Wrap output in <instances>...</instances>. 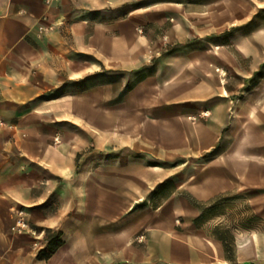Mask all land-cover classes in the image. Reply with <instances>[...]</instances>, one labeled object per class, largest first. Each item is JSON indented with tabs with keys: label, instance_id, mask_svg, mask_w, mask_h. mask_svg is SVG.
<instances>
[{
	"label": "crops",
	"instance_id": "crops-1",
	"mask_svg": "<svg viewBox=\"0 0 264 264\" xmlns=\"http://www.w3.org/2000/svg\"><path fill=\"white\" fill-rule=\"evenodd\" d=\"M129 1L0 0V264H264V0Z\"/></svg>",
	"mask_w": 264,
	"mask_h": 264
},
{
	"label": "rangeland",
	"instance_id": "rangeland-1",
	"mask_svg": "<svg viewBox=\"0 0 264 264\" xmlns=\"http://www.w3.org/2000/svg\"><path fill=\"white\" fill-rule=\"evenodd\" d=\"M150 1L151 0H141V1H137V2H134V1L130 2L129 1V2L126 3V8L128 9L130 7H133L134 5H137V4L139 5V4L150 3ZM160 1H165V0H160ZM122 15H124V13H114L112 11H110V12H101V11L98 12L97 11V12L92 14L93 17L101 18V19H105V18L113 19L115 17H119V16H122ZM138 31L141 32L142 30H138ZM159 34L162 35L161 47L158 50V52L154 51L151 48L147 49V52H146V58L148 60L147 63H150V61L153 59V57L155 55H157L156 53H158V54L161 53L162 49H164L168 45V38L165 35V33L159 32ZM111 76L112 77L114 76L117 79H121L122 77L125 76V74L121 73V72H114ZM222 201H223L222 199H219V200L217 199V200L211 202L210 204H204V205L200 206V208L203 211L202 216L204 217V219L206 217H211V219H212L209 222H205V220H204L202 223H203V225H205L208 228L212 229V231L216 232L219 237L223 238L224 241L226 242V247L229 248L230 244L233 241V236H232V233H231V230H230V226L232 224H235L236 222L231 221V220H228V221L224 220L222 227H214L215 226V222L213 221L214 220V216L216 214H220L223 210L224 211L226 210V207L228 208V206H224L223 204H221ZM226 211H228V209Z\"/></svg>",
	"mask_w": 264,
	"mask_h": 264
},
{
	"label": "built area",
	"instance_id": "built-area-1",
	"mask_svg": "<svg viewBox=\"0 0 264 264\" xmlns=\"http://www.w3.org/2000/svg\"><path fill=\"white\" fill-rule=\"evenodd\" d=\"M0 124H3L2 121H0ZM55 142L59 141L58 137L54 138ZM15 220L10 227L11 230L18 232V233H25L31 236L35 241H44L46 243L47 237L45 235L44 230H39L36 228V226H33L26 218V213L22 208H16L15 209ZM138 240H143V236H140ZM36 245V243H35Z\"/></svg>",
	"mask_w": 264,
	"mask_h": 264
},
{
	"label": "trees",
	"instance_id": "trees-1",
	"mask_svg": "<svg viewBox=\"0 0 264 264\" xmlns=\"http://www.w3.org/2000/svg\"><path fill=\"white\" fill-rule=\"evenodd\" d=\"M171 187H172V185L170 183H167V184L163 185L162 187L158 188V190L156 192L164 191L167 188H168V190H170ZM36 228L39 229V230H44L45 235L47 237L46 245H45V247L43 249H41L39 251L38 257L39 258H47L49 255H51L54 252V250L60 244L59 235L54 230L49 229V228H39V227H36ZM221 239L224 241L223 238H221ZM224 245L226 247V242L225 241H224Z\"/></svg>",
	"mask_w": 264,
	"mask_h": 264
}]
</instances>
